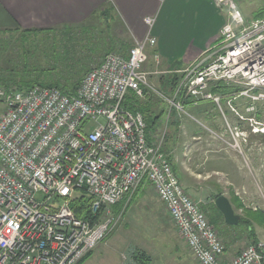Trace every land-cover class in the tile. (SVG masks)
I'll use <instances>...</instances> for the list:
<instances>
[{
  "label": "built area",
  "instance_id": "2783aa9c",
  "mask_svg": "<svg viewBox=\"0 0 264 264\" xmlns=\"http://www.w3.org/2000/svg\"><path fill=\"white\" fill-rule=\"evenodd\" d=\"M213 1L228 17L218 43L189 67L166 71L179 75L171 95L155 90L144 68L147 50L156 46L150 36L154 17L144 19L148 33L143 39L133 41L125 55H105L74 94L38 85L25 91L0 88L5 105L0 116V264H79L116 231L142 180L153 187L199 264H264L260 240L222 258L221 239L162 151L165 130L151 141L143 115L123 106L129 93L142 99L155 92L170 105L167 123L171 109L184 111L177 100L182 92L222 110L221 98L209 87L223 82L239 87L237 97L264 107V18L247 21L235 0ZM247 111H253L252 104ZM257 126L253 130L264 132ZM239 136L243 139L233 131L228 145L240 148ZM76 190L90 198L89 219L76 217L68 207L65 199Z\"/></svg>",
  "mask_w": 264,
  "mask_h": 264
},
{
  "label": "crops",
  "instance_id": "0c3cea01",
  "mask_svg": "<svg viewBox=\"0 0 264 264\" xmlns=\"http://www.w3.org/2000/svg\"><path fill=\"white\" fill-rule=\"evenodd\" d=\"M235 1L246 11L257 7L261 0L254 5H251L252 0ZM255 11L251 10L252 13ZM146 17L155 18L150 36L156 41V46L149 48L147 53H152L153 64L155 55L158 56L166 68L163 71L178 65L187 68L193 64L203 52L218 43V32L228 19L226 9L219 8L213 0H0V32L68 27L78 33L75 38L82 39L83 43L90 39L93 44L100 42L103 49L106 48L104 43H111L106 51L119 50V37L114 36L113 28L119 31L125 29L127 41L143 39L148 33L144 23ZM85 32H97L96 37L81 34ZM104 52L101 50L95 55L104 58ZM152 69L150 64L145 68L150 75L154 74ZM147 94L141 100L154 118L159 116L153 120L156 125L166 118L168 106L163 100L153 97L152 93ZM215 95L221 98L220 107H225L224 112L212 101L198 100L191 104L190 100H186L184 109L190 110L192 118L177 111L175 120L174 117L169 118L165 123L168 136L164 153L190 198L203 210H209L214 197L223 195L238 215L239 223L240 218H244L242 211L257 212L259 206L256 185L260 177L264 180V132L255 131L253 127L256 124L258 128L264 127V107L251 103L245 97H237L235 91L225 96ZM251 104L253 111L248 112ZM249 118L253 119V124H250ZM233 131L243 135V139H239L240 150L227 146ZM148 133L151 141L158 138V130L151 128ZM142 181L135 198L151 187L146 180ZM140 202L144 206L151 203L144 199L130 200L125 219L133 210L132 205ZM150 205L157 207L152 208L151 214L161 217V236L144 243L140 236L126 232V224L120 225L82 264L93 257L98 264H129L121 255L131 246L136 248L130 255L132 264H199L190 255L163 204L158 200ZM244 219L249 221L245 236H249L248 232L252 230L256 240H260L254 229L264 227V221L257 222L252 217ZM216 224L223 227V232L224 229H233L225 223L223 216L222 220L217 219ZM220 236L226 240L224 235ZM230 249L225 248L223 259L238 254L234 248Z\"/></svg>",
  "mask_w": 264,
  "mask_h": 264
},
{
  "label": "rangeland",
  "instance_id": "374dc122",
  "mask_svg": "<svg viewBox=\"0 0 264 264\" xmlns=\"http://www.w3.org/2000/svg\"><path fill=\"white\" fill-rule=\"evenodd\" d=\"M258 3H259L258 0H252L251 5L258 4ZM260 8L264 9V0H261L260 4L257 7L255 8L251 7L250 10L245 11L242 9V7L241 8L239 7L245 20H251V17L253 14L251 10L257 11ZM113 33H114V36L116 37H119L121 39H127V34H125V29H121V31H119L113 28ZM18 35L19 34L17 32H5V33L0 32V42L2 40H7L8 42L11 43V46H9L10 50L4 53V56L9 59H13V58L16 59L17 57L15 54L16 49L20 45V43H22L20 42V40L15 39V38H18ZM55 36H57V38L46 40L44 39L45 38L44 34H37V42L35 43V45L33 43V39L27 40L28 39L27 36L25 37V39L21 38L25 46L29 47V50L31 51L37 50V74L30 73L29 76L25 75V77L26 78L29 77L31 80L33 78H37V82L46 83V84L47 83L58 84L60 86H64L65 88H67L69 85H71L73 81H76L77 79L81 78L87 69L90 70L92 67L97 65L103 57H101V59L92 58V61L90 63L86 54L84 53L82 44L79 41H73L75 38L66 41V40L61 39V37L58 35H55ZM34 37L35 36L31 35L30 38H34ZM147 55H148V60H147V63L144 65V68L147 69V67H149V64H150V68H153L151 70L152 72H161L166 69L165 67H163L164 64L162 65L160 63V59L158 60V63H156V61L154 60V64H153L152 53H147ZM163 72H166V71H163ZM166 75H168V73L166 74L165 73L164 74L154 73V74L148 75L149 82L153 85L155 90L158 91L159 89H161L160 82L163 81V79H165ZM158 92L161 93L160 91ZM151 93L155 95L153 97L158 96V94L155 92H151ZM159 99L161 98L159 97ZM164 103H166V105L170 107L168 102L164 101ZM224 109L225 107L224 108L222 107L223 112L225 111ZM4 110H5V105L3 104L2 101H0V116L4 113ZM179 113L183 114V116H188L189 118H192V114L190 110H188L187 108H185L184 111H180ZM155 129L158 130V135L163 130H165L166 133L163 137V144H166L167 141H165L164 139H166V137L168 136V130H167V127L165 128V119H162V121L157 123L154 126V130ZM239 139H242V137L239 136L238 142H239ZM230 142H232V140ZM236 149L240 150V148H236ZM260 179L262 178L260 177ZM260 179L258 180L257 185H256L258 192H259V196H260L259 201H258L259 206L258 208L256 207L257 212L250 211V210H245L241 212L244 218L252 217V218H255L257 222L264 221V218H263L264 216L262 215L264 211V180H260ZM139 197L134 198L132 200L137 201L140 199H144V201L151 202L150 204H153L154 201H158L156 192L153 189V187H149V190L145 191L144 193H139ZM150 204L146 203L148 207L144 206L142 202H140V204L136 206L132 205L133 210L129 211L128 216L125 219L124 217L129 207V204H128L125 208L123 219L121 223L119 224V226L120 225L123 226V224H126L127 225L126 232L127 233L133 232L135 235L140 236V238H142L144 243L146 242V240L151 241L155 237L161 236L162 234L161 228H160L162 226V223L159 222L161 220V217L153 216L151 214L152 208L156 209L157 207H155L154 205H150ZM248 206L251 207L250 204H248ZM207 213H208L207 210L205 211V213H203L206 218H207ZM130 214L131 216H129ZM207 220L209 222L208 218ZM209 224L211 225L210 222ZM211 226L216 231L219 238H221L224 248H226L228 251L231 250L230 248H234L235 253H237V251L239 252L241 249H243L244 247H246L247 245L251 243L250 238H249L250 236H245L244 234L247 229L243 223H237L236 225H230V227L233 229L228 230V231L224 229V232H223V227L219 226L218 224H216L215 227L213 225ZM254 230H256V232L258 233V236L261 238L260 240L264 242V227H261L260 229L255 228ZM220 234L224 235L226 240L222 238ZM226 241H229V242H226ZM128 250L129 251L126 250L127 252L126 251L122 252L121 257L122 258L126 257L128 263L132 264V260H130V255L133 254L136 248L131 246L130 248H128ZM89 259L85 264H98L95 257H93L91 260Z\"/></svg>",
  "mask_w": 264,
  "mask_h": 264
},
{
  "label": "trees",
  "instance_id": "16d2710c",
  "mask_svg": "<svg viewBox=\"0 0 264 264\" xmlns=\"http://www.w3.org/2000/svg\"><path fill=\"white\" fill-rule=\"evenodd\" d=\"M260 18H264V9H261V8L252 14L251 20L260 19ZM247 21H250V20H247ZM13 32H17L19 34L18 38H15V39L20 40V42H22V43H20V45L16 49V53H15L17 56L16 59L15 58L9 59V58L4 56V53L8 52L10 50L9 46H11V43L8 42L7 40H2L0 42V88L6 89V90L15 89V90H19V91H25V90H28L29 88H31L35 85H38V86H45V87H55V88H58L65 93L74 94L76 89L78 88V86L80 84L82 77L84 76V74L89 69H87L85 71V73L83 74V76L81 78L77 79L76 81H73L72 82L73 84L71 83V85H69L67 88H65L64 86H60L58 84L40 83V82H37V78H33L31 80L28 77L29 78L28 79L25 77V75L29 76L30 73H36L37 74V50H33V51L29 50V47L25 46L22 39H25V37L27 36L28 37L27 40L33 39V43L35 45V43L37 42V34H44L45 35L44 39H46V40L57 38V36H55V35H58L61 37V39L68 41V40L75 38L78 35V33H76L74 30L69 29L68 27H62V28H59L58 30L48 29V30H42V31L21 30L20 29L18 31H13ZM2 33H5V32H2ZM56 33H58V34H56ZM95 33H97V32H95ZM95 33L85 32V33H81V34L85 35L86 37H88L87 34L92 35L93 37H96ZM31 35L35 36V37L30 38ZM73 41H79L81 43L82 39L75 38ZM117 43L119 45V50L116 52L112 51V50L106 51L109 49L107 47H110L111 43L110 44L104 43L106 46V48H104V49L101 47L100 42L93 44V43H91L90 39H89V42H85V43L82 42L81 44H82V47L84 49V53L86 54L88 60L91 62L92 58H96V57L100 58L101 57L100 55H95L96 53H98L101 50L105 51L104 52L105 55H107L109 53H120V54L125 55L127 53L128 49L132 46L133 40L127 41L125 39L118 38ZM83 44H86V45L84 46ZM89 44H90V48L88 47ZM174 68L175 69H183L182 66H180V65H178L177 67L176 66L172 67V69H174ZM178 78H179L178 74L169 73L168 75H166L165 79H163V81L160 82L161 90H163L168 95H171V93H173V91L175 89ZM238 89H239V87L228 85V84L223 83V82H218V83H213L209 87V93H211L213 95L219 93L221 95L224 94V96H225L226 94L232 93L233 91H235V93H237ZM177 100H180L181 102H183V104H184V101H186V100H190L191 104L194 103V99H192L191 97H185L182 92L179 94ZM123 106L127 110H129L130 112H133V113L138 112V113H141L143 115V118H144L148 132L150 131L151 128H154L155 123H153V120L158 119L159 116L154 118L149 113V111L146 109V107L144 106V103L142 102L141 99H139V98L135 97L133 94L129 93L126 96V100L124 101ZM173 117H174V120H175V118H177V112L174 109H171L170 114H169V118L172 119ZM168 121H169V119H168ZM164 140L167 141V139H164ZM164 146H165V144L162 145V151L163 152H164ZM167 159H168V157H167ZM168 161H169V159H168ZM172 169H173V172L175 173L174 168H172ZM142 182L143 181H141L140 185L137 188V191L134 193L131 200L133 198H135L136 193L138 192ZM217 196H215L214 199ZM65 200L68 204L69 209L72 210L73 214L76 217L82 218V219H89L91 217L90 205H89L90 204V198L88 197V195L84 191L76 190L72 194V196L67 197ZM121 204H123V202ZM199 208H200L201 212L205 213L206 209L204 211L202 209L201 205L199 206ZM207 212H208L207 218L209 219V222L211 223V225L213 224V226H215L217 219L222 220V215L216 209L213 202H212L209 210H207ZM213 213H215L216 215L212 216ZM239 223H243L246 226V229L247 230L249 229V226H248L249 221L248 220H246L244 218H240ZM248 233L250 236L249 238H250L251 243H255L257 240L254 237L252 230H250ZM89 255H87L79 264H82L89 257Z\"/></svg>",
  "mask_w": 264,
  "mask_h": 264
},
{
  "label": "water",
  "instance_id": "95a60500",
  "mask_svg": "<svg viewBox=\"0 0 264 264\" xmlns=\"http://www.w3.org/2000/svg\"><path fill=\"white\" fill-rule=\"evenodd\" d=\"M215 207L222 214L225 223L230 225H236L239 217L236 215L226 197L219 195L214 200Z\"/></svg>",
  "mask_w": 264,
  "mask_h": 264
}]
</instances>
